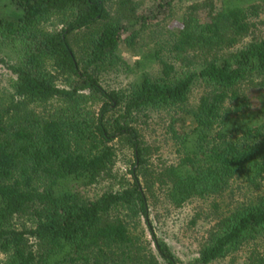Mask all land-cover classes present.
Segmentation results:
<instances>
[{
	"label": "trees",
	"instance_id": "16d2710c",
	"mask_svg": "<svg viewBox=\"0 0 264 264\" xmlns=\"http://www.w3.org/2000/svg\"><path fill=\"white\" fill-rule=\"evenodd\" d=\"M1 2L12 10L0 12V65L14 78L0 86V264H212L243 249L245 264H264V248L248 247L264 237V0ZM181 4L167 58L144 50L143 32ZM124 49L144 50L136 77L107 86L129 65ZM157 111L171 114L175 161L146 140ZM234 179L252 196L181 262L155 235L150 205L162 193L180 208ZM126 214L145 218L153 242Z\"/></svg>",
	"mask_w": 264,
	"mask_h": 264
},
{
	"label": "rangeland",
	"instance_id": "374dc122",
	"mask_svg": "<svg viewBox=\"0 0 264 264\" xmlns=\"http://www.w3.org/2000/svg\"><path fill=\"white\" fill-rule=\"evenodd\" d=\"M140 10H147L157 3V0H136ZM220 6L221 0H215ZM186 4L177 6L174 13L161 21L150 25L142 34L141 46L143 49L152 48L158 50L165 58L167 51L164 48L166 41L171 39L173 30L180 27V17L186 9ZM12 10L9 3H0L1 14H7ZM16 14L18 12L16 11ZM256 32L264 36V25L256 27ZM251 35L245 39V43L251 40ZM134 52L124 49L122 54L128 66L108 74L105 77V84L110 87L122 88L129 84L136 77L137 61L143 56V51ZM153 75H158L160 65L150 67ZM14 76L0 65V86L5 91H11V82ZM202 88H196L191 96L190 106L196 105ZM171 114L167 111L152 112L148 124L144 125L147 142L156 147V158H163L166 161H175L176 153L174 141L168 132ZM157 160V159H156ZM126 165L120 161L118 168L126 170ZM102 187H100V190ZM95 190V188H93ZM252 196V189L241 179L231 181L229 187L222 193L210 195L206 198H193L180 208L171 206L162 193L159 194L156 203L150 205V222L155 235L166 242L178 259L187 263L199 255L202 244L208 237L210 230L217 223L220 216L227 213L235 206L246 202ZM126 223L132 233L144 235L153 242L149 227L143 217L125 215ZM264 248V237L260 238L248 247ZM248 249H243L234 255V258L226 257L215 261L212 264H245ZM4 255L0 252V261Z\"/></svg>",
	"mask_w": 264,
	"mask_h": 264
}]
</instances>
